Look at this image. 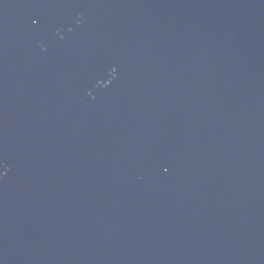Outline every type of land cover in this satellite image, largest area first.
Wrapping results in <instances>:
<instances>
[{"label":"water","instance_id":"95a60500","mask_svg":"<svg viewBox=\"0 0 264 264\" xmlns=\"http://www.w3.org/2000/svg\"><path fill=\"white\" fill-rule=\"evenodd\" d=\"M0 264H264V0H0Z\"/></svg>","mask_w":264,"mask_h":264}]
</instances>
